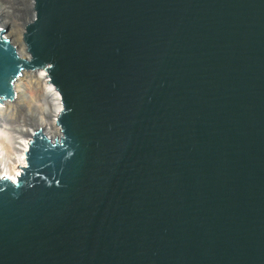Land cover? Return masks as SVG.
I'll list each match as a JSON object with an SVG mask.
<instances>
[{"label":"water","instance_id":"1","mask_svg":"<svg viewBox=\"0 0 264 264\" xmlns=\"http://www.w3.org/2000/svg\"><path fill=\"white\" fill-rule=\"evenodd\" d=\"M23 71L60 95L17 182L0 264H264V0H33Z\"/></svg>","mask_w":264,"mask_h":264},{"label":"bare ground","instance_id":"2","mask_svg":"<svg viewBox=\"0 0 264 264\" xmlns=\"http://www.w3.org/2000/svg\"><path fill=\"white\" fill-rule=\"evenodd\" d=\"M5 2L0 0L2 36L9 40L21 59L29 61L31 55L27 51L23 35L26 24L34 18V1L25 0L26 6L32 12L27 20L19 24L20 31L18 28L16 31L11 29L10 21L2 18L1 15V11L8 13L16 0H8L6 3L9 6L5 7L6 10L2 6ZM24 73L25 71L22 78L20 77L21 80H16L14 83L12 100H6L0 105V177H7L14 183L18 181L22 168L27 165L26 151L33 134L42 129L52 139L61 136L57 125L58 115L62 109L59 93L49 81L45 71ZM24 75H28V81L23 78ZM37 111L39 114H36Z\"/></svg>","mask_w":264,"mask_h":264},{"label":"rangeland","instance_id":"3","mask_svg":"<svg viewBox=\"0 0 264 264\" xmlns=\"http://www.w3.org/2000/svg\"><path fill=\"white\" fill-rule=\"evenodd\" d=\"M4 1L8 2V0H4ZM6 2H5L6 5L4 3H2L3 9H5L6 6H9L8 3H6ZM11 6H12V8L10 9V11L8 13L7 12L2 13V11H1V15H3L2 18H6L7 21L8 20L10 21L11 29H14L16 31L17 28L19 29V24H21L23 21L27 20L32 11H31V9H29V7L26 6L25 0H16V3L12 4ZM19 31H20V29H19ZM25 73H27V71H25ZM27 76L28 75H26V76L24 75L23 78L24 79L26 78V80L28 81L29 78ZM21 78H22V76H21ZM33 82H35V81H33ZM36 86H37V84L35 83V87ZM0 105H2V104H0ZM37 113L39 114L38 111L36 112V114Z\"/></svg>","mask_w":264,"mask_h":264}]
</instances>
